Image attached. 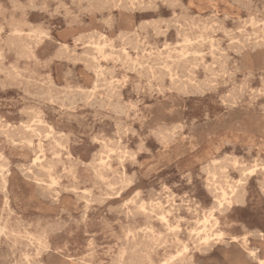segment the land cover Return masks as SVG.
<instances>
[{
  "label": "rangeland",
  "instance_id": "374dc122",
  "mask_svg": "<svg viewBox=\"0 0 264 264\" xmlns=\"http://www.w3.org/2000/svg\"><path fill=\"white\" fill-rule=\"evenodd\" d=\"M59 1L0 0V264H264V0Z\"/></svg>",
  "mask_w": 264,
  "mask_h": 264
},
{
  "label": "bare ground",
  "instance_id": "6f19581e",
  "mask_svg": "<svg viewBox=\"0 0 264 264\" xmlns=\"http://www.w3.org/2000/svg\"><path fill=\"white\" fill-rule=\"evenodd\" d=\"M8 1V0H7ZM59 1V0H58ZM86 1V0H85ZM99 1V0H98ZM146 1V0H145ZM145 1H142V2H145ZM162 1V0H161ZM165 1V0H164ZM167 1V0H166ZM211 1V0H210ZM232 1H234V0H231V2ZM238 1H240V0H238ZM28 2V1H27ZM34 2V1H33ZM60 2V1H59ZM88 2V1H87ZM86 2V3H87ZM147 2H149V1H147ZM163 2V1H162ZM215 2V1H214ZM213 2V4H215ZM241 2H243V1H240V5L241 4H243V3H241ZM15 3V1L13 2V4ZM19 3V2H18ZM69 3H71V2H69ZM106 3V2H105ZM170 3V2H169ZM212 3V2H211ZM234 3V2H233ZM237 3V2H236ZM252 3V2H251ZM17 4V3H16ZM61 4V3H60ZM101 4V3H100ZM181 4H183V3H181ZM246 4H248V3H246ZM58 5V4H57ZM104 6H105V4H103ZM141 5H142V3H141ZM169 5V4H168ZM175 5V4H174ZM185 5V4H184ZM187 5V4H186ZM189 5H191V4H189ZM192 5H193V3H192ZM230 5H234V4H230ZM237 5L239 6V3H237ZM11 6V5H10ZM12 6H14V5H12ZM17 5H15V7H16ZM20 6V5H19ZM27 6H29V5H27ZM31 6H33V5H31ZM43 6V5H42ZM64 6H65V4H64ZM117 6V5H116ZM147 6V5H146ZM155 6V5H154ZM153 6V7H154ZM170 6V5H169ZM172 6V5H171ZM170 6V7H171ZM242 6V5H241ZM249 6H251V4L249 5ZM21 7V6H20ZM23 7V6H22ZM124 7V6H123ZM256 7V6H255ZM28 8V7H27ZM63 8V7H62ZM104 8V7H103ZM113 8V7H112ZM126 8V7H125ZM124 8V9H125ZM141 8V7H140ZM143 8H145V7H143ZM156 8V7H155ZM155 8H154V10H155ZM212 8V7H211ZM257 8H258V6H257ZM17 9V8H16ZM30 9H33V8H31L30 7ZM43 9V8H42ZM179 9V8H178ZM187 9V8H186ZM199 9V8H198ZM241 9V8H240ZM53 10V9H52ZM66 10V9H65ZM84 10V9H83ZM210 10V9H209ZM19 11V10H18ZM79 11V10H78ZM107 11V10H106ZM245 11V10H244ZM66 12V11H65ZM69 12V11H68ZM154 12V11H153ZM205 12V11H204ZM212 11H210V13H211ZM52 13V12H51ZM209 13V14H210ZM247 13V12H246ZM54 14V13H53ZM218 14V13H217ZM228 14V13H227ZM212 15H214L213 14V12H212ZM225 15L223 14V17H224ZM228 16H229V14H228ZM246 16V15H245ZM212 17V16H211ZM215 17V16H214ZM254 17V16H253ZM199 18H200V16H199ZM240 18V17H239ZM226 19V18H225ZM232 19H233V17H232ZM246 19V18H245ZM2 20H4V19H2ZM156 20V19H155ZM168 20V19H167ZM204 21V20H203ZM243 21H245V20H243ZM250 21H251V19H250ZM141 22V21H140ZM139 22V23H140ZM169 22V21H168ZM175 22H177V21H175ZM174 22V23H175ZM232 22H233V20H232ZM240 21L238 20V23H239ZM142 23H144L143 21H142ZM173 23V22H172ZM245 23V22H244ZM159 24V23H158ZM152 25V24H151ZM175 25V24H174ZM174 25H172V26H174ZM262 25V24H261ZM31 26V25H30ZM139 26V25H138ZM168 26V25H167ZM176 26V25H175ZM258 26V25H257ZM256 26V27H257ZM107 27V26H106ZM150 27V26H149ZM165 27V26H164ZM255 27V26H254ZM254 27H252V28H254ZM139 28V27H138ZM147 28V27H146ZM168 28V27H167ZM174 28H177V27H174ZM251 28V29H252ZM31 29H32V26H31ZM155 29H158V27L157 28H155ZM172 29V28H171ZM179 29V28H178ZM151 30H153V29H151ZM12 31V30H11ZM161 31V30H160ZM166 31V30H165ZM164 31V32H165ZM184 30H182V32H183ZM145 33V32H144ZM232 33V32H231ZM244 33V32H243ZM146 34V33H145ZM158 34H159V31H158ZM224 34V33H223ZM257 35H260V34H257ZM262 35H263V33H262ZM213 36V35H212ZM250 36V35H249ZM254 36V35H253ZM211 37V36H210ZM209 37V38H210ZM8 38V37H7ZM154 38V37H153ZM208 38V39H209ZM163 39V38H162ZM9 40V39H8ZM262 40V39H261ZM142 41V40H141ZM182 41V40H181ZM263 41V40H262ZM261 41V42H262ZM188 42V41H187ZM168 43V42H167ZM180 43V42H179ZM185 43V42H184ZM227 43V42H226ZM136 46V45H135ZM172 46V45H171ZM174 46V45H173ZM214 47H217V46H214ZM58 48V47H57ZM118 48V47H117ZM139 48V47H138ZM161 48H162V46H161ZM211 48V47H210ZM256 48V47H255ZM213 49V48H212ZM216 49V48H215ZM228 49V48H227ZM56 50V49H55ZM159 50V49H158ZM253 50V49H252ZM71 51V50H70ZM207 51V50H206ZM212 51V50H211ZM234 51V50H233ZM213 52H214V50H213ZM224 52V51H223ZM197 53V52H196ZM215 53H216V51H215ZM214 53V54H215ZM16 54V53H15ZM141 54V53H140ZM219 54V53H218ZM236 54V53H235ZM221 55V54H220ZM66 57H68V56H66ZM82 57V56H81ZM196 57V56H195ZM210 57H212V55H210ZM217 57V56H216ZM72 58V57H71ZM70 58V59H71ZM217 59H219V58H217ZM224 59V58H223ZM210 60V59H209ZM160 61H161V59H160ZM86 62V61H85ZM214 62V61H213ZM218 62V61H217ZM73 64V63H72ZM219 65L221 64V63H218ZM214 65V64H213ZM84 66V65H83ZM221 66V65H220ZM96 68V67H95ZM98 68V67H97ZM221 68V67H220ZM219 68V69H220ZM224 68H225V66H224ZM218 69V70H219ZM236 70V69H235ZM102 72V71H101ZM100 72V73H101ZM108 73V72H107ZM165 73V72H164ZM68 74V73H67ZM96 74V73H95ZM94 74V75H95ZM243 76V75H242ZM259 77V76H258ZM96 78V77H95ZM108 79H109V77H108ZM96 80V79H95ZM110 80V79H109ZM94 81V80H93ZM97 81V80H96ZM98 82V81H97ZM168 82H170V80L168 81ZM95 83V82H94ZM102 83V82H101ZM106 84V83H105ZM196 84V83H195ZM114 86V85H113ZM147 86V85H146ZM261 86V85H260ZM115 87V86H114ZM230 87V86H229ZM228 87V88H229ZM255 88V87H254ZM259 88V87H258ZM256 89V88H255ZM254 89V90H255ZM72 90H74V89H72ZM90 90V89H89ZM106 90V89H105ZM259 90V89H258ZM260 91V90H259ZM88 92V91H87ZM260 92H262V91H260ZM76 93V92H75ZM77 94V93H76ZM79 94V93H78ZM157 94V93H156ZM163 94V93H162ZM66 95V94H65ZM91 95H92V93H91ZM80 96V95H79ZM79 96H78V98H79ZM219 97H221V96H219ZM27 98V97H26ZM90 98V97H89ZM77 99V98H76ZM75 99V100H76ZM25 100V99H24ZM139 100V99H138ZM9 101V100H8ZM15 101V100H14ZM26 101V100H25ZM28 101V100H27ZM50 101V100H49ZM76 101H78V100H76ZM29 102V101H28ZM33 102V101H32ZM66 102V101H65ZM35 103H36V101H35ZM114 104V103H113ZM38 105H39V103H38ZM117 105V104H116ZM29 106V105H28ZM47 106V105H46ZM228 106V105H227ZM260 106V105H259ZM30 107V106H29ZM96 107V106H95ZM47 108V107H46ZM51 108V107H50ZM31 109H32V107H31ZM36 109V108H35ZM38 109V108H37ZM55 111V110H54ZM119 112V111H118ZM21 113V112H20ZM26 113V112H25ZM19 114V113H18ZM31 114V113H30ZM29 114V115H30ZM26 115V114H25ZM28 116V115H27ZM26 116V117H27ZM110 116V115H109ZM14 118V117H13ZM117 118H120V117H117ZM26 119V118H25ZM29 121V120H28ZM30 121H32V120H30ZM36 122V121H35ZM34 122V123H35ZM21 123V122H20ZM25 123V122H24ZM27 123V122H26ZM30 123V122H29ZM39 123V122H38ZM118 123V122H117ZM120 123V122H119ZM2 124V123H1ZM0 124V125H1ZM28 124V123H27ZM36 125H37V123H35ZM34 124V125H35ZM114 124V123H113ZM18 125V124H17ZM33 125V126H34ZM1 127V126H0ZM15 127V126H14ZM17 127H19V126H17ZM29 127V126H28ZM37 127V126H36ZM45 127V126H44ZM48 127V126H47ZM118 127V126H117ZM25 128V127H24ZM31 128H32V124H31ZM27 129V128H26ZM50 129V128H49ZM8 130V129H7ZM7 130H6V132H7ZM20 130V132H21V128L19 129ZM3 131V130H2ZM10 131V130H9ZM49 131V130H48ZM116 131V130H115ZM1 132V131H0ZM15 132H18V128H17V130L15 131ZM19 132V133H20ZM38 132V131H37ZM36 132V133H37ZM19 133H18V135H19ZM126 133V132H125ZM16 134V133H15ZM35 134V133H34ZM45 134V133H44ZM113 134V133H112ZM11 135H13V132H12V134ZM48 135H50V134H48ZM117 135V134H116ZM34 136V135H33ZM36 136V135H35ZM34 136V137H35ZM38 136V135H37ZM45 136V135H44ZM68 136V135H67ZM19 137V136H18ZM67 138V137H66ZM62 139V138H61ZM90 140V139H89ZM94 140V139H93ZM145 147V146H144ZM131 149V148H130ZM150 150V149H149ZM94 154V153H93ZM103 154V153H102ZM100 156V155H99ZM36 157V156H35ZM90 158V157H89ZM95 158V157H94ZM106 158H108V157H106ZM37 159H39L38 157H36L35 159H33L34 160V162H35V160H37ZM89 160V159H88ZM104 160V159H103ZM104 162V161H103ZM16 163V162H15ZM202 164V163H201ZM14 165V164H13ZM136 165V164H135ZM23 166V165H22ZM31 167V166H30ZM98 167V166H97ZM207 167V166H206ZM22 168V167H21ZM28 168V167H27ZM32 168V167H31ZM29 169V168H28ZM210 169V168H209ZM30 170V169H29ZM188 170V169H187ZM203 170H205V169H203ZM215 165L213 166V165H211V169L209 170V173H210V175H211V177L212 178H214V176H215ZM242 170V176L244 175V176H247V175H251L252 173H253V169H250V168H242L241 169ZM261 170L264 172V164H262L261 165ZM38 171V170H37ZM102 172V171H101ZM133 172V171H132ZM187 172V171H186ZM192 172V171H191ZM185 173V172H184ZM240 173V172H239ZM36 174V173H35ZM34 174V175H35ZM195 175H196V173H195ZM49 176V175H48ZM188 176V175H187ZM123 177V176H122ZM249 177V176H248ZM234 179V178H233ZM213 180V179H212ZM54 181V180H53ZM208 181V180H207ZM239 181V180H238ZM237 181V182H238ZM37 182V181H36ZM41 182H42V180H41ZM52 182V181H51ZM97 182V181H96ZM235 182V181H234ZM240 182V181H239ZM256 182V181H255ZM264 182V181H263ZM2 183H3V185H4V187L3 188H5L6 187V189H7V194H8V198H9V200H12L17 206H19L20 208H25V207H27L28 206V204H29V202H30V194H29V191L27 190V188L25 187V186H22V184H21V182H20V180H18L17 178L16 179H14V178H11V179H6L5 177H2ZM188 183V182H187ZM259 183H261L260 181H259ZM52 184V183H51ZM97 184H99V183H97ZM170 184V183H169ZM208 184H210V182L208 183ZM231 184V183H230ZM48 185V184H47ZM164 185V184H163ZM212 185H213V189L214 190H217V187H216V185L214 184V182L212 183ZM219 186H221L220 184H219ZM236 186V185H235ZM261 186V185H260ZM260 186H258V188L260 187ZM68 187V186H67ZM150 188V187H149ZM234 188V187H233ZM233 188H232V190L230 191V193H227V192H225L223 189H221V191L220 192H216V194H215V199H216V203H217V206L218 207H222V206H224V204L226 205V206H230L232 203H233V201H234V197L235 196H233V192H234V190H233ZM236 188V187H235ZM207 189V188H206ZM205 189V190H206ZM229 189V188H228ZM189 190V189H188ZM57 191V190H56ZM137 191V190H136ZM162 191V190H161ZM3 192V191H2ZM83 192H85V191H83ZM158 193V192H157ZM156 193V194H157ZM148 194V193H147ZM155 194V195H156ZM173 194H175V193H173ZM264 194V193H263ZM262 194V195H263ZM183 195V194H182ZM96 196V195H95ZM116 196V195H115ZM151 195H149V197H150ZM157 196V195H156ZM172 196V195H171ZM170 196V197H171ZM45 197V196H44ZM150 198H152V197H150ZM128 199V198H127ZM95 200V199H94ZM158 200V199H157ZM180 200V199H179ZM179 200H178V202H179ZM128 201V200H127ZM214 201V200H213ZM212 201V202H213ZM51 202V201H50ZM126 202V201H125ZM195 202H196V200H195ZM99 203V202H98ZM152 203V202H151ZM183 203V202H182ZM197 203V202H196ZM196 203L194 204V205H196ZM214 203V202H213ZM117 204V203H116ZM138 204V203H137ZM167 204V203H166ZM179 204V203H178ZM199 204V203H198ZM149 205V204H148ZM155 205V204H154ZM109 206V205H108ZM159 206H160V204L159 203H156V205H155V207H157V208H159ZM170 206V205H169ZM181 206V205H180ZM140 207V206H139ZM188 207V206H187ZM186 207V208H187ZM170 208V207H169ZM174 208H175V206H174ZM180 208V207H179ZM185 208V207H184ZM113 209V208H112ZM117 209V208H116ZM174 210V209H173ZM175 210H177V208L175 209ZM189 210V209H188ZM153 211V210H152ZM168 211V210H167ZM113 212H114V210H113ZM116 212V211H115ZM120 212H121V210H120ZM169 212V211H168ZM194 212V211H193ZM106 213V212H105ZM126 213V212H125ZM165 212H161L160 213V215L159 216H161V218L162 219H166L165 218V214H164ZM186 213V212H185ZM208 213V212H207ZM80 214V213H79ZM113 214V213H112ZM82 215V214H81ZM127 215V214H126ZM202 215V214H201ZM139 216H140V214H139ZM156 216V215H155ZM127 217V216H126ZM131 217V216H130ZM208 217V216H207ZM133 218V217H132ZM184 218V217H183ZM200 218V217H199ZM198 218V219H199ZM58 219V218H57ZM80 219H81V216H80ZM145 219V218H144ZM197 219V218H196ZM201 220H202V222H206L207 221V219L206 218H204V219H202L201 218ZM59 221V220H58ZM63 221V220H62ZM69 221V220H68ZM187 221V220H186ZM5 222V221H4ZM57 221H55V223H56ZM65 222V221H64ZM96 222V221H95ZM178 222V221H177ZM46 223V222H45ZM53 223V222H52ZM61 223V222H60ZM174 223H176V222H174ZM192 223V222H191ZM209 223V222H208ZM214 223H216V220H215V222ZM65 224V223H64ZM94 224V223H93ZM127 224V223H126ZM160 224V223H159ZM211 224V223H210ZM55 225V224H54ZM166 225V224H165ZM175 225V224H174ZM180 225V224H179ZM205 225V224H204ZM21 226V225H20ZM19 226V227H20ZM46 226H48V225H46ZM212 226H214V225H212ZM22 227V226H21ZM51 227V226H50ZM58 227V226H57ZM59 227H60V225H59ZM196 227V226H195ZM201 227V226H200ZM2 228V227H1ZM53 228H54V226H53ZM203 228V227H202ZM209 228V227H208ZM213 228V227H212ZM5 229V228H4ZM58 229V228H57ZM126 229V228H125ZM194 228H192V230H193ZM17 230H19V229H17ZM44 230H45V228L43 229V232H44ZM51 230H52V228H51ZM60 230V229H59ZM128 230V229H127ZM147 230V229H146ZM217 230V229H216ZM126 231V230H125ZM145 231V230H144ZM153 231V230H152ZM186 231V230H185ZM195 231V230H194ZM1 232V231H0ZM28 232V231H27ZM51 232V231H50ZM127 232V231H126ZM199 232V231H198ZM197 232V233H198ZM208 233H210L209 231H207ZM214 232V231H213ZM215 232H217V231H215ZM45 233H47L46 231H45ZM128 233H130V232H128ZM149 233V232H148ZM196 233V232H195ZM221 233L222 232H219L218 231V233H216V236H214V237H220V235H221ZM3 234V233H2ZM43 234V233H42ZM205 234V233H204ZM203 234V235H204ZM213 234V233H212ZM263 234V233H262ZM40 235H41V233H40ZM39 235V236H40ZM142 235H143V233H142ZM146 235V234H145ZM152 235V234H151ZM206 235V234H205ZM213 235H215V234H213ZM212 235V236H213ZM218 235V236H217ZM5 236V235H4ZM31 236V235H30ZM135 236H137V235H135ZM207 236V235H206ZM147 238V237H146ZM150 238V237H149ZM205 239L207 238V237H204ZM131 239V238H130ZM5 240V239H4ZM127 240V239H126ZM201 240V239H200ZM231 240H233V241H235L236 240V238L235 237H232V239ZM164 241V240H163ZM217 241V240H216ZM3 242V241H2ZM126 243H127V241H126ZM163 243V242H162ZM192 243V242H191ZM199 243V242H198ZM5 244H6V242H5ZM194 244V243H193ZM204 244V243H203ZM12 245V244H11ZM121 245H123V244H121ZM139 245V244H138ZM1 246V245H0ZM7 247V246H6ZM12 247V246H11ZM26 247V246H25ZM124 247V246H123ZM122 247V248H123ZM120 248V247H119ZM5 249V248H4ZM22 249V248H21ZM13 250V249H12ZM35 250V249H34ZM124 250H126V249H124ZM184 250V249H183ZM257 250V249H256ZM2 251V250H1ZM11 251V250H10ZM21 251V250H20ZM141 251V250H140ZM139 251V252H140ZM16 252V251H15ZM22 252V251H21ZM204 252V251H203ZM247 252H249V254L250 255H252V256H255V254H254V252H253V250H248ZM11 253V252H10ZM118 253V252H117ZM117 253H115V254H117ZM120 254H121V252H120ZM123 254V253H122ZM140 254V253H139ZM198 254H199V252H198ZM12 258V257H11ZM257 258V257H256ZM5 259V258H4ZM14 259V258H13ZM9 260V259H8ZM113 260V259H112ZM10 261V260H9ZM130 261V260H129ZM169 261V260H168ZM252 261H254L253 259H252ZM111 262V261H110ZM6 263V262H5ZM137 263V262H136ZM259 263L260 264H262V261L261 260H259ZM258 263V264H259ZM132 264V263H131ZM139 264V263H138ZM164 264V263H163ZM166 264V263H165ZM168 264V263H167Z\"/></svg>",
  "mask_w": 264,
  "mask_h": 264
}]
</instances>
